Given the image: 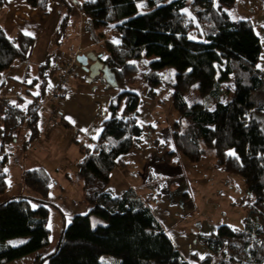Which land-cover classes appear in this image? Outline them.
Here are the masks:
<instances>
[{
    "label": "trees",
    "instance_id": "obj_1",
    "mask_svg": "<svg viewBox=\"0 0 264 264\" xmlns=\"http://www.w3.org/2000/svg\"><path fill=\"white\" fill-rule=\"evenodd\" d=\"M45 11L48 0H26ZM6 0H0V8ZM145 11L139 12L138 4ZM235 0H82L86 30L93 41H103L100 61L122 85L134 78L136 60L152 58L143 75L148 95L163 85L169 89L178 114L171 130V151L191 163L204 156L214 158L216 168L242 178L244 198L235 203L244 212L243 227L217 225L214 232L196 239L209 254L192 260L210 264H264V72L258 70L260 39L249 20H232ZM65 24L59 33L63 36ZM108 31V34H107ZM31 38L9 39L0 28V75L27 58ZM39 67L40 93L32 101L0 109V152L26 129L22 148L39 134L37 101L45 99V71ZM231 80V89L224 85ZM195 87V88H194ZM192 89L198 100L189 99ZM231 91V95H229ZM61 93V91H60ZM62 97V93H61ZM139 96L122 90L109 102L108 117L91 148L79 147L76 166L85 215H75L63 226L55 249L35 264H188L153 216L150 208L132 191L120 195L109 187L115 160L137 146L152 127L137 124ZM6 154L0 155V193L7 188ZM24 186L40 198H10L0 204V264L25 257L49 245L48 204L50 178L42 169L24 171ZM32 202L38 203L33 207ZM91 217L101 222L92 224ZM26 238L17 246L5 243Z\"/></svg>",
    "mask_w": 264,
    "mask_h": 264
},
{
    "label": "crops",
    "instance_id": "obj_2",
    "mask_svg": "<svg viewBox=\"0 0 264 264\" xmlns=\"http://www.w3.org/2000/svg\"><path fill=\"white\" fill-rule=\"evenodd\" d=\"M81 1L48 0L45 11H42L31 6L26 0H6L5 5L0 8V28L4 34L11 40H15L19 35L32 40L27 58L23 61L17 60L11 68L0 75V109L6 104L18 105L20 99L30 101L32 96L40 93L39 67L42 65L47 64L44 74L46 94L52 88L61 85L62 98L56 104L60 112L59 120L51 123L48 113L40 114L39 134L25 149L22 148V137H17L0 152L1 156L6 154L7 180L6 190L0 193V204L18 196L38 200L40 197L22 184L21 175L24 171L33 169H42L48 174L50 186L44 201L48 204L49 210L47 223L50 230L49 245L52 237L51 221L57 228L55 230L57 245L59 234L66 222L73 216L86 214L90 210V206L84 201L82 187L77 177L76 164L81 157L79 147L91 148L94 145L102 131V122L108 117V104L117 93L122 90L136 92L131 84L109 87L101 76L89 78L88 73L76 62L78 55L88 52L99 54L101 57L105 55L104 42L93 41L91 34L86 30L85 16L79 9ZM231 8L239 18L237 20H249L252 23L261 45L257 68L264 72V0H239V4L235 0ZM64 24L63 36L58 40ZM148 59L151 61V58ZM69 61L74 62L75 70L61 84L60 68ZM228 85L231 89V80ZM148 91L149 88L145 85L142 91L136 92L140 100L137 124L141 127H152V138L145 141L143 133L134 149L115 160L108 187L117 195L132 190L150 208L155 219L178 249L177 242H185L189 238L188 234L183 233L182 228L178 229V224L182 221L181 214L173 213L174 210L168 214L166 207L163 210L162 198L157 200L155 197L160 191L145 176L149 152L157 144L154 137L158 129L153 126L158 124L157 120L160 119L154 117L157 110L167 111L165 120L170 123L169 125L174 124L178 114L172 107L167 87L163 85L156 87L152 91V97L148 95ZM26 132L23 130L20 135L23 136ZM180 157L183 161L185 159L188 161L186 157L182 155ZM11 161L14 165L8 169ZM214 162L211 155L202 157L195 163L198 167L192 166L194 170L197 169L194 175L200 177L205 175V171L218 170ZM31 204L33 207L38 205L36 202ZM91 221L92 224L101 222L96 217H91ZM5 244L8 245V241ZM49 245L7 264H35L36 259L47 254ZM193 254H188V258L181 254V257L188 264H193L191 260Z\"/></svg>",
    "mask_w": 264,
    "mask_h": 264
},
{
    "label": "rangeland",
    "instance_id": "obj_3",
    "mask_svg": "<svg viewBox=\"0 0 264 264\" xmlns=\"http://www.w3.org/2000/svg\"><path fill=\"white\" fill-rule=\"evenodd\" d=\"M236 3L239 4V0H236ZM233 8L229 10V15L232 20H237L239 18L235 15ZM138 9L139 12L146 10L142 3L138 4ZM135 62L139 71L134 78L127 80L124 84H131L135 91L139 93L145 88L143 75L148 69L150 59L142 55V58ZM224 86L228 88L229 85L226 83ZM189 99L192 101L198 100V94L195 89L190 92ZM166 115L167 111L165 109H158L154 116L160 118L157 120L158 124H153L158 129L154 137L157 139V144L149 152L145 176L160 191L158 192L159 195L155 197L157 200L160 197L162 198L163 210L166 207L168 214L171 210H174L173 213L181 214L180 220L182 221L178 224L179 228H177H182L183 233L188 234L189 238L188 241L177 242L179 253L187 258L188 254L194 253L198 258L202 259L210 252L196 239L198 234L212 233L217 225H230L237 229L243 227V208L235 203V200L246 197L245 187L241 177L228 174L221 169L205 171L204 176L200 175L198 177L194 175L197 169L194 170L192 167H198L197 164L190 163L186 159L183 161L179 154L170 157L168 151L172 150V125L166 122ZM17 135L20 138L22 137L19 134ZM143 138L146 139L145 141H150L152 132L147 131ZM13 165L14 163L11 161L8 169L12 168ZM14 168H16V165ZM202 170H204L203 167ZM140 193L142 194V192ZM155 205L156 203H154V208ZM70 220L66 222V225L70 223ZM50 229H52V237L47 254L55 249L57 240L55 232L57 228L55 225L53 226L52 221ZM25 240L26 238L11 239L8 241V245L17 246ZM218 258L219 256H216L210 264H217ZM101 259L108 264H117L119 262V260L107 256H102ZM192 261L193 264H200L199 260Z\"/></svg>",
    "mask_w": 264,
    "mask_h": 264
},
{
    "label": "built area",
    "instance_id": "obj_4",
    "mask_svg": "<svg viewBox=\"0 0 264 264\" xmlns=\"http://www.w3.org/2000/svg\"><path fill=\"white\" fill-rule=\"evenodd\" d=\"M62 78L60 79L61 84H63L66 80V77L71 75L75 70V64L73 61H69L64 63L61 68ZM61 86V85H60ZM60 86L56 87L55 90L49 94L45 99L41 101H37V105L39 108V113H48L49 122L55 123L60 118L59 109L56 107L61 100ZM32 101V99H30Z\"/></svg>",
    "mask_w": 264,
    "mask_h": 264
},
{
    "label": "water",
    "instance_id": "obj_5",
    "mask_svg": "<svg viewBox=\"0 0 264 264\" xmlns=\"http://www.w3.org/2000/svg\"><path fill=\"white\" fill-rule=\"evenodd\" d=\"M100 58L101 56L99 54L95 55L93 52H88L83 55H78L76 57V62L88 73L89 78L101 76L106 84H111L115 81L114 75L109 73L108 69L100 61ZM113 86H116V83H114Z\"/></svg>",
    "mask_w": 264,
    "mask_h": 264
}]
</instances>
